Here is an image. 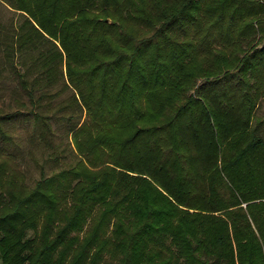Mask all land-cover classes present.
I'll return each instance as SVG.
<instances>
[{
    "label": "trees",
    "instance_id": "1",
    "mask_svg": "<svg viewBox=\"0 0 264 264\" xmlns=\"http://www.w3.org/2000/svg\"><path fill=\"white\" fill-rule=\"evenodd\" d=\"M3 4L31 142L77 154L28 189L0 116L1 264H264V4Z\"/></svg>",
    "mask_w": 264,
    "mask_h": 264
},
{
    "label": "rangeland",
    "instance_id": "2",
    "mask_svg": "<svg viewBox=\"0 0 264 264\" xmlns=\"http://www.w3.org/2000/svg\"><path fill=\"white\" fill-rule=\"evenodd\" d=\"M256 1L264 4V0ZM22 20L23 16L18 11L10 9L7 4L0 6V116H8L13 112L17 113L13 114L10 121L9 119H6L7 121L4 120L11 122L9 125L4 123V126L7 130L10 129L14 135L13 139L15 141L13 143L10 142L8 147L20 157L23 181L29 187L28 189H31L41 178L42 168L44 169V176L47 177L60 170L63 167L62 162L65 160L71 161L77 153L69 136L70 133L66 130V124L64 125L62 122L54 123L53 126L56 131L52 135L47 136L52 141V145L48 143L45 146H41V144L31 142L32 121L26 122L24 114L27 109L21 104L22 102H28L29 105V98L21 87L20 76H18V73H25V68L30 63L31 55H27L23 59L25 51L18 50L16 54L7 56L8 44L12 43V40L15 42L17 27ZM258 43L261 45L262 42ZM22 59L26 63L24 66L20 63ZM27 77L30 78L31 75H27ZM63 97L65 95L60 98ZM255 112V117L258 116L259 120H264V96ZM259 120L256 121L254 119V124ZM259 129V134L264 136V124H261ZM33 140L36 141L35 139ZM53 155H58L60 160L55 161ZM35 228H38L40 232L42 231L40 223ZM35 228L28 227L24 237L27 239L32 238ZM25 254H28V251L21 255L24 256ZM27 263L28 261H26Z\"/></svg>",
    "mask_w": 264,
    "mask_h": 264
}]
</instances>
